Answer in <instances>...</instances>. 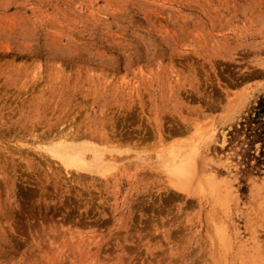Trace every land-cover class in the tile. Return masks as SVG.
<instances>
[{"label": "rangeland", "instance_id": "374dc122", "mask_svg": "<svg viewBox=\"0 0 264 264\" xmlns=\"http://www.w3.org/2000/svg\"><path fill=\"white\" fill-rule=\"evenodd\" d=\"M263 97L264 0H0V264H264Z\"/></svg>", "mask_w": 264, "mask_h": 264}, {"label": "bare ground", "instance_id": "6f19581e", "mask_svg": "<svg viewBox=\"0 0 264 264\" xmlns=\"http://www.w3.org/2000/svg\"><path fill=\"white\" fill-rule=\"evenodd\" d=\"M135 111V110H134ZM133 111V112H134ZM233 111V110H232ZM151 122V121H150ZM127 126V125H126ZM142 130V129H141ZM151 131V130H150ZM150 131H149V129H148V133H150ZM154 132V131H153ZM107 133V132H106ZM105 133V134H106ZM109 133V132H108ZM116 133H118V132H116ZM68 134V133H67ZM72 134V133H71ZM128 134H130V133H128ZM145 134V133H144ZM108 135V134H107ZM125 137H127V139H128V136L127 135H125V134H123ZM132 135V134H131ZM139 135H140V132H139ZM113 137L115 136V135H112ZM112 136H110V138L112 137ZM130 136V135H129ZM141 136V135H140ZM147 136V135H146ZM148 136H150V135H148ZM145 137V139L146 138H150V137ZM153 136V135H152ZM71 136H69V135H62L61 134V136H58V137H56V138H54V139H52L50 142H48L49 144H44V147L43 146H41L40 144L38 145V146H41V147H43V150L45 149L46 151H48L49 152V154L51 153L52 154V156H55L56 158H59L66 166H80V167H86L87 165H95V166H100L101 164H105V163H108L109 161H110V159H111V157L110 156H114L115 154H113V155H111V153L110 152H112L113 151V153H114V147L116 146V143H115V146H114V143H111V145L110 146H112V149H110V147L109 148H107V146H109V145H107L106 146V148H104L103 149V147H97V146H99L98 145V143L96 144L95 143V141L94 140H92L93 141V143H95L94 145H92L91 143L90 144H77L76 142H74V143H71L70 142V139L71 138H73V137H77V136H72L71 138H70ZM95 137V136H94ZM132 137H133V135H132ZM200 137V136H199ZM78 138H80L79 136L77 137V139ZM90 138H91V136H90ZM108 138V137H107ZM119 138V137H118ZM141 138V137H140ZM56 139V140H55ZM74 139V138H73ZM76 139V138H75ZM81 139V138H80ZM91 139H94V138H91ZM95 139H96V137H95ZM114 139V138H113ZM121 139V138H120ZM126 139V140H127ZM132 138L130 137V140H131ZM136 139V138H135ZM143 139V138H142ZM72 140V139H71ZM79 140V139H78ZM89 140V139H88ZM98 140V139H97ZM119 139H117V141H118ZM138 140V139H137ZM91 141V140H90ZM115 140H113V142H114ZM134 141V140H133ZM84 142H85V140H84ZM88 142V141H87ZM98 142V141H97ZM116 142V141H115ZM121 142V141H120ZM132 142V141H131ZM130 142V143H131ZM134 142H136V141H134ZM122 143V142H121ZM133 143V142H132ZM178 144H180V143H178ZM95 145H97L96 147H95ZM103 145V144H102ZM105 146V145H104ZM180 146V145H179ZM200 147V146H199ZM170 148V147H169ZM196 148V150H197V147H195ZM106 149H108V154H109V156H108V154H106ZM111 151H110V150ZM191 150V149H190ZM87 151H90V155H89V153L87 152ZM45 152V151H44ZM196 152V151H195ZM190 153H192L193 154V152L191 151ZM88 154V155H87ZM106 154V155H105ZM174 154L175 153H173V154H170L171 156H172V158H174L175 159V157H173L174 156ZM178 154V153H177ZM168 155V154H167ZM176 155V154H175ZM170 156V157H171ZM177 156V155H176ZM191 156V155H190ZM108 157H110L109 159H108ZM114 158V157H113ZM116 158V157H115ZM169 158V157H168ZM193 158H194V156H193ZM196 158V157H195ZM55 159V158H54ZM117 159V158H116ZM112 161H114V159H111ZM173 160V159H172ZM182 161H183V159H181ZM185 160V159H184ZM169 162H170V160H168ZM181 161V162H182ZM178 162V161H177ZM187 163L188 164H190L188 161H187ZM108 164H110V163H108ZM187 164V165H188ZM186 165V166H187ZM94 166V167H95ZM103 166V165H102ZM186 166L185 165H182V166H177L178 168H171V170H173L174 171V173L173 174H175L177 177H178V180H179V177H180V180H179V183L180 184H182L183 182H185L187 179H188V175H189V173H190V171L186 168ZM108 167V166H107ZM84 169V168H83ZM90 169L92 170V168L90 167ZM95 169H97V168H95ZM102 169V168H101ZM89 170V169H88ZM99 170H100V167H99ZM197 170V169H196ZM172 171V172H173ZM197 173V172H196ZM172 174V173H171ZM179 175V176H178ZM191 176V175H190ZM177 177L174 179V180H176L177 179ZM207 179V178H206ZM189 180V179H188ZM208 181L210 180V179H207ZM211 181V180H210ZM178 183V184H179ZM178 184H176V185H178ZM176 188V187H175ZM227 236V235H226Z\"/></svg>", "mask_w": 264, "mask_h": 264}, {"label": "trees", "instance_id": "16d2710c", "mask_svg": "<svg viewBox=\"0 0 264 264\" xmlns=\"http://www.w3.org/2000/svg\"><path fill=\"white\" fill-rule=\"evenodd\" d=\"M255 117H263L264 118V97L260 100V106L258 107V111L256 112Z\"/></svg>", "mask_w": 264, "mask_h": 264}]
</instances>
